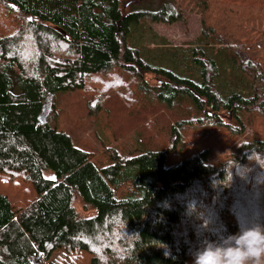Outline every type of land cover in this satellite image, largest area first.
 I'll return each instance as SVG.
<instances>
[{"label":"trees","instance_id":"trees-1","mask_svg":"<svg viewBox=\"0 0 264 264\" xmlns=\"http://www.w3.org/2000/svg\"><path fill=\"white\" fill-rule=\"evenodd\" d=\"M121 1L0 0L10 21L0 30V175L36 193L32 201L0 193V264H81L83 253L89 264H193L203 240L264 224V170L250 159L264 158V140L236 138L250 124L239 112L264 118V0H161L156 11ZM187 11L200 31L180 48L198 64V82L150 65L129 44L138 22L171 24ZM228 68L245 77L242 91L221 82ZM150 73L172 104L193 102L189 119L174 115L164 150L107 147L112 164L97 168L93 153L57 130L54 108L39 121L51 93L91 95L95 112ZM191 128L231 138L217 155L180 151L167 164V149Z\"/></svg>","mask_w":264,"mask_h":264},{"label":"rangeland","instance_id":"rangeland-1","mask_svg":"<svg viewBox=\"0 0 264 264\" xmlns=\"http://www.w3.org/2000/svg\"><path fill=\"white\" fill-rule=\"evenodd\" d=\"M121 2L127 4L128 11L133 9L156 11L161 4V0ZM9 24V18L0 8V30L9 27ZM199 31V16L187 11L184 12L182 19L171 24H151L144 20L138 22L131 27L129 44L137 48L142 58L150 65L171 70L198 82L201 77L198 64L192 59H184V51L180 47L195 41ZM156 76L150 73L145 76L144 81L134 79L129 83L130 87L122 90V95L111 97L108 103L95 112L89 106L91 95L77 91L51 93L46 98L41 120L45 122L50 109L54 108L57 111V130L68 134L78 148L93 153L92 161L97 168L112 164V160L105 152L107 147L114 146L122 154H131L138 150H164L167 146L173 145L174 115L179 114L178 119L181 121L189 119L187 107L192 106L193 102L187 99L184 101L183 96L179 106L172 104L173 95L160 87L161 82ZM245 80L241 73L230 68L226 69L221 77V82L228 90L242 91L246 85ZM157 110L158 114H155ZM239 116L243 120L249 118L250 124L244 136L236 138L263 141L264 118L245 111L239 112ZM180 135V140L175 141L177 143L175 147L167 149L173 154L168 155L167 164L178 162L182 156L180 151L197 152L199 149L209 148L217 155L225 150L231 138L223 130L205 131L195 128L181 130ZM176 151L179 152L175 154ZM6 178L7 176L0 175V193L7 194L11 200H34L36 193L29 182L23 181L15 188L10 181L5 183ZM37 261L41 262L39 259ZM81 264H89L88 254L83 253Z\"/></svg>","mask_w":264,"mask_h":264},{"label":"clouds","instance_id":"clouds-1","mask_svg":"<svg viewBox=\"0 0 264 264\" xmlns=\"http://www.w3.org/2000/svg\"><path fill=\"white\" fill-rule=\"evenodd\" d=\"M264 170V158L255 159ZM233 161L227 165L231 168ZM231 175H227V183ZM225 183V184H227ZM188 211L195 212L194 205L189 204ZM201 247L195 250L193 264H264V224L254 222L241 227L235 234L218 237L217 240H203Z\"/></svg>","mask_w":264,"mask_h":264},{"label":"water","instance_id":"water-1","mask_svg":"<svg viewBox=\"0 0 264 264\" xmlns=\"http://www.w3.org/2000/svg\"><path fill=\"white\" fill-rule=\"evenodd\" d=\"M42 112H43V110H42ZM42 112H41V114H40V115H39V117H38V118H39V121H40V123H41V124H43V123H44V122L41 120V115H42Z\"/></svg>","mask_w":264,"mask_h":264}]
</instances>
